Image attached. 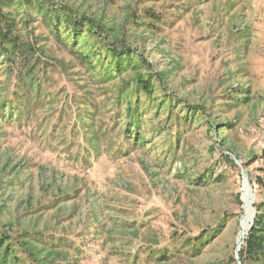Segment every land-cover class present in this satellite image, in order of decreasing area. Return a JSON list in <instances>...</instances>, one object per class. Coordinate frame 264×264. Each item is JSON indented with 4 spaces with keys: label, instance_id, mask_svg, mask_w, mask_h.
<instances>
[{
    "label": "rangeland",
    "instance_id": "374dc122",
    "mask_svg": "<svg viewBox=\"0 0 264 264\" xmlns=\"http://www.w3.org/2000/svg\"><path fill=\"white\" fill-rule=\"evenodd\" d=\"M49 2L110 29L91 43L102 55L133 59L105 77L107 58L76 52L36 6L3 9L33 53L13 69L0 54V228L16 264H242L244 175L253 213L264 201V0ZM28 69L40 88L24 99ZM139 76H156L152 96Z\"/></svg>",
    "mask_w": 264,
    "mask_h": 264
},
{
    "label": "trees",
    "instance_id": "16d2710c",
    "mask_svg": "<svg viewBox=\"0 0 264 264\" xmlns=\"http://www.w3.org/2000/svg\"><path fill=\"white\" fill-rule=\"evenodd\" d=\"M50 0H0V54L3 55L4 59H7V65L14 68V65L11 64L13 61V56L26 58L27 65L31 61V56L33 53L30 51L32 47L30 44L22 41V39L15 34L16 31V19L12 16L6 15L3 17V9H8L10 7H19L22 6L25 9L32 10L34 6L39 9V13L43 16H46L49 19L50 23H53L54 31H61V27L64 28L67 33V37L72 38V48H76L75 51L79 53H84L86 57V46L92 43L94 38L97 40L105 39L106 31L109 32L110 29H107L102 22H95L94 20L89 21L85 17H80L75 10L67 8L62 5H51ZM35 8V7H34ZM137 22V21H136ZM108 36V35H107ZM109 37V36H108ZM92 45V44H91ZM96 47L95 49L89 50V55L94 57H99L100 60L107 58V63H109V68L104 69V74L107 77L114 72L122 73L129 68L132 63V59L129 56V51L118 50L116 47H107L103 46L107 51V56L102 55L98 49V43L92 45ZM93 53V54H92ZM104 54V53H103ZM111 55V56H109ZM109 56V57H108ZM115 66H112V64ZM27 65L25 67L27 68ZM32 68V66H31ZM113 70V72L109 71ZM25 77L20 76L19 80L22 83V86L26 88L24 90V99L30 97L31 92L29 90L36 89L39 91L40 82H38L34 76V73L31 69H28ZM156 76H151L148 79H144L139 76L136 81V89L143 90L147 95L152 96L155 93L153 78ZM154 100L158 98H152ZM164 104V103H159ZM166 104V102H165ZM171 106V103L169 104ZM4 110V109H3ZM168 110H171L168 108ZM13 112V109L11 108ZM142 107L139 105L130 104L127 106L126 114L127 120H129V125L139 128L140 121L139 116L141 114ZM129 134H131V130ZM133 131V130H132ZM137 135V136H136ZM129 137V136H128ZM132 137H130L131 139ZM141 139V136L138 133H135L133 140L137 141ZM263 182V181H262ZM264 185V183H263ZM255 207V216L253 219L252 227L248 231V234L244 240V244L240 250V260L242 264H247L249 261H261L264 260V201L254 204ZM9 241H12V238L2 231L0 228V264H16L19 259L14 255V245L8 244ZM15 244V243H14ZM51 253V252H50Z\"/></svg>",
    "mask_w": 264,
    "mask_h": 264
},
{
    "label": "bare ground",
    "instance_id": "6f19581e",
    "mask_svg": "<svg viewBox=\"0 0 264 264\" xmlns=\"http://www.w3.org/2000/svg\"><path fill=\"white\" fill-rule=\"evenodd\" d=\"M243 201H244V211L243 216L241 218V228L238 235V245L241 246L243 241L245 240L248 231L250 230L251 224L253 222V209L252 205L255 201V194L250 186L248 178L244 175L243 180Z\"/></svg>",
    "mask_w": 264,
    "mask_h": 264
},
{
    "label": "water",
    "instance_id": "95a60500",
    "mask_svg": "<svg viewBox=\"0 0 264 264\" xmlns=\"http://www.w3.org/2000/svg\"><path fill=\"white\" fill-rule=\"evenodd\" d=\"M254 216H255V210H254ZM254 216H253V219H254ZM252 223H253V222H252ZM251 227H252V224H251ZM251 227H250V228H251ZM238 249H239V247H238Z\"/></svg>",
    "mask_w": 264,
    "mask_h": 264
}]
</instances>
